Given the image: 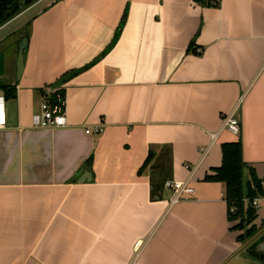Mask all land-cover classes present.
Instances as JSON below:
<instances>
[{
    "label": "crops",
    "instance_id": "crops-1",
    "mask_svg": "<svg viewBox=\"0 0 264 264\" xmlns=\"http://www.w3.org/2000/svg\"><path fill=\"white\" fill-rule=\"evenodd\" d=\"M1 53L17 95L0 129V264H261L247 250L264 203L240 241L206 177L240 141L246 180H264V0H39L0 28ZM56 89L66 126L34 127ZM163 177L195 193L155 199Z\"/></svg>",
    "mask_w": 264,
    "mask_h": 264
},
{
    "label": "trees",
    "instance_id": "trees-1",
    "mask_svg": "<svg viewBox=\"0 0 264 264\" xmlns=\"http://www.w3.org/2000/svg\"><path fill=\"white\" fill-rule=\"evenodd\" d=\"M37 1L39 0H0V28ZM122 24L118 28L110 47L118 40ZM0 91L3 92L6 101L16 98L17 93L15 85H4ZM64 100V89H56L49 98L51 105L58 108L62 106ZM222 152L223 158L221 167L215 171V175L207 176L206 180L220 182L225 185V199L229 207L230 220L234 222L233 229L242 231L243 233L239 236V240L246 241L259 231V228L255 224L258 218L257 210L254 209L250 203H246V200L252 201L264 195L262 186L263 180L259 179L254 173H251L250 179L246 180L244 173L247 165L243 160L242 144L240 141L224 145ZM153 160L154 156L150 154L142 170L147 168ZM158 168L162 169L161 165ZM168 180L169 179L164 178L160 183L152 184L153 198H161L162 191L165 188L164 185ZM262 238L264 239V236ZM259 245L260 242L254 243L247 250V256L254 261L264 264V252L257 250Z\"/></svg>",
    "mask_w": 264,
    "mask_h": 264
},
{
    "label": "built area",
    "instance_id": "built-area-1",
    "mask_svg": "<svg viewBox=\"0 0 264 264\" xmlns=\"http://www.w3.org/2000/svg\"><path fill=\"white\" fill-rule=\"evenodd\" d=\"M7 101L5 96L0 92V129L7 126ZM65 113L58 107H53L49 102L44 101L41 105V112L33 116V126L39 128H61L66 126ZM226 129L234 134L239 135L241 131L240 122L233 115H229L224 119ZM103 129L99 127L96 129L97 133H102ZM90 133V130H86ZM264 189V180L262 182ZM164 187L173 191L171 204H177L183 200H188L194 193L195 189L190 184V181H176L168 180ZM251 206L258 210L262 203H264V195L255 198L254 200H246ZM233 211V210H232Z\"/></svg>",
    "mask_w": 264,
    "mask_h": 264
},
{
    "label": "water",
    "instance_id": "water-1",
    "mask_svg": "<svg viewBox=\"0 0 264 264\" xmlns=\"http://www.w3.org/2000/svg\"><path fill=\"white\" fill-rule=\"evenodd\" d=\"M25 43H26V40H24L23 44H21V46H20V51H19V55H18L17 63H16L17 78L18 79L21 77L22 72H23V68H24L23 52L25 49ZM5 75H6L5 54L1 53L0 54V89H2V87L4 86L3 80L1 78H3ZM257 250L260 252H264V242L258 246Z\"/></svg>",
    "mask_w": 264,
    "mask_h": 264
},
{
    "label": "rangeland",
    "instance_id": "rangeland-1",
    "mask_svg": "<svg viewBox=\"0 0 264 264\" xmlns=\"http://www.w3.org/2000/svg\"><path fill=\"white\" fill-rule=\"evenodd\" d=\"M239 232H240V234L243 233L242 231H239ZM254 237H255V235H254L252 238H250V239H248V240H246V241H251V240H253ZM257 238H258V237H257ZM261 238H262V237H260V238L258 239L257 243L260 242V244H261V243L264 242V239H263V238L261 239ZM249 248H250V247H249ZM249 248H248V249H249Z\"/></svg>",
    "mask_w": 264,
    "mask_h": 264
}]
</instances>
